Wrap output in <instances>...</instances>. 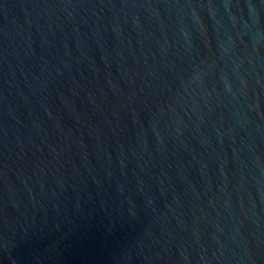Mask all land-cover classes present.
Returning a JSON list of instances; mask_svg holds the SVG:
<instances>
[{"label":"water","instance_id":"95a60500","mask_svg":"<svg viewBox=\"0 0 264 264\" xmlns=\"http://www.w3.org/2000/svg\"><path fill=\"white\" fill-rule=\"evenodd\" d=\"M0 264H264V0H0Z\"/></svg>","mask_w":264,"mask_h":264}]
</instances>
